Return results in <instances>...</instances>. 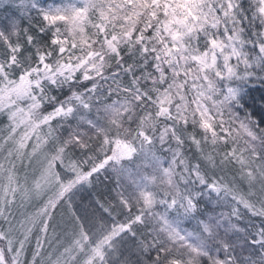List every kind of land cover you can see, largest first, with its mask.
I'll list each match as a JSON object with an SVG mask.
<instances>
[{
  "label": "snow or ice",
  "instance_id": "1",
  "mask_svg": "<svg viewBox=\"0 0 264 264\" xmlns=\"http://www.w3.org/2000/svg\"><path fill=\"white\" fill-rule=\"evenodd\" d=\"M0 264H264V0H0Z\"/></svg>",
  "mask_w": 264,
  "mask_h": 264
}]
</instances>
